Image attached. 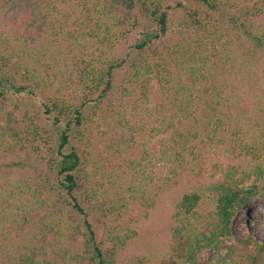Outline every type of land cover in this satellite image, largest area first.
<instances>
[{
	"label": "trees",
	"instance_id": "trees-1",
	"mask_svg": "<svg viewBox=\"0 0 264 264\" xmlns=\"http://www.w3.org/2000/svg\"><path fill=\"white\" fill-rule=\"evenodd\" d=\"M264 190V0H0V264H264L226 244ZM185 188L168 253L126 249Z\"/></svg>",
	"mask_w": 264,
	"mask_h": 264
},
{
	"label": "rangeland",
	"instance_id": "rangeland-1",
	"mask_svg": "<svg viewBox=\"0 0 264 264\" xmlns=\"http://www.w3.org/2000/svg\"><path fill=\"white\" fill-rule=\"evenodd\" d=\"M185 190V188L165 190L161 194L157 206L150 211L148 217L140 219L137 223L139 235L129 243L126 249L129 259L133 260L139 254L162 257L168 253L173 213L177 201ZM243 203V207L237 209L231 235L225 240L226 244L247 235L264 240V190L262 187L249 193ZM225 251L211 246L204 250L201 259L208 261L216 257V264H229V258L225 256Z\"/></svg>",
	"mask_w": 264,
	"mask_h": 264
}]
</instances>
